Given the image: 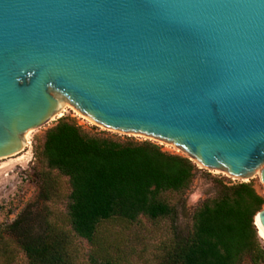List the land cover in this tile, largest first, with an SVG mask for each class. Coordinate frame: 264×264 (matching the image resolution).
<instances>
[{
  "label": "water",
  "instance_id": "water-1",
  "mask_svg": "<svg viewBox=\"0 0 264 264\" xmlns=\"http://www.w3.org/2000/svg\"><path fill=\"white\" fill-rule=\"evenodd\" d=\"M65 106L264 194V0H0V159Z\"/></svg>",
  "mask_w": 264,
  "mask_h": 264
},
{
  "label": "trees",
  "instance_id": "trees-1",
  "mask_svg": "<svg viewBox=\"0 0 264 264\" xmlns=\"http://www.w3.org/2000/svg\"><path fill=\"white\" fill-rule=\"evenodd\" d=\"M161 149L148 141L91 136L75 122L61 118L47 130L36 152L46 169L41 173L40 196L51 199L53 171L67 177L71 231L92 244L99 225L111 219L174 220L176 208L164 194L188 190L198 168L189 158ZM263 206L264 197L253 182H221L219 196L204 202L195 213L192 233L187 238L175 237L161 264H243L246 256L255 263L262 261L264 250L255 217ZM27 216L21 215L7 227L17 245L7 240L0 243V264H15L19 250L28 264H76L72 234L53 226L35 234Z\"/></svg>",
  "mask_w": 264,
  "mask_h": 264
},
{
  "label": "rangeland",
  "instance_id": "rangeland-1",
  "mask_svg": "<svg viewBox=\"0 0 264 264\" xmlns=\"http://www.w3.org/2000/svg\"><path fill=\"white\" fill-rule=\"evenodd\" d=\"M61 118L75 122L91 136L121 142L148 141L157 144L167 153L186 157L175 147L162 141L100 130L74 108L67 106L62 116L56 117L39 129L30 131L24 150L14 156L0 159V243L7 240L8 243L17 245L16 236L11 234L7 227L21 215L26 214L28 225L35 234L41 235L47 226H53L73 236L68 218L71 193L69 180L53 171L51 177L55 181L50 192L51 199L41 198V173L46 169L36 157V152L43 146L47 130ZM197 168L198 172L188 190L183 193L164 194L165 199L176 208L177 215L174 220L165 218L152 221L141 217L136 222L122 219L105 221L99 225L93 244L73 236L71 247L77 254L76 264H99L101 260L110 261L111 264H161L175 237L187 238L192 233L195 213L204 202L219 196L221 182L226 184L245 182L221 171L202 170L198 166ZM248 182H253L257 192L264 197L263 184L258 176ZM260 239L264 250L261 236ZM15 264H28L22 250H19L18 261ZM243 264H264V259L255 263L246 256Z\"/></svg>",
  "mask_w": 264,
  "mask_h": 264
},
{
  "label": "bare ground",
  "instance_id": "bare-ground-1",
  "mask_svg": "<svg viewBox=\"0 0 264 264\" xmlns=\"http://www.w3.org/2000/svg\"><path fill=\"white\" fill-rule=\"evenodd\" d=\"M66 108H67V106H65L64 108H63V110L58 114V116L57 117H60V116H62V114L65 112V110H66ZM85 118V117H84ZM29 134H30V132H28L27 134H26V140L28 141V139H29ZM27 145V144H26ZM217 171V170H216ZM226 174V173H225ZM228 175V174H227ZM256 176H258L259 177V173H257L255 176H253V178H255ZM244 181H247L248 179H243ZM259 234H260V232H259ZM261 236V235H260Z\"/></svg>",
  "mask_w": 264,
  "mask_h": 264
}]
</instances>
